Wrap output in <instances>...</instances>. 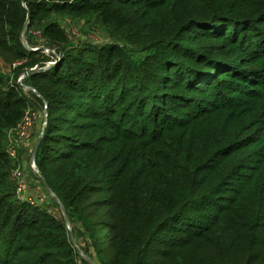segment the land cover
Here are the masks:
<instances>
[{"label":"trees","instance_id":"16d2710c","mask_svg":"<svg viewBox=\"0 0 264 264\" xmlns=\"http://www.w3.org/2000/svg\"><path fill=\"white\" fill-rule=\"evenodd\" d=\"M54 16L94 17L122 45L90 59L63 54L68 36ZM258 24L264 0H0V57L42 70L46 59L22 42L24 29L30 47L38 32L60 61L27 83L52 114L76 109L70 104L79 92H97L91 120L116 134L102 140L94 163L83 158L46 177L68 215L96 218L86 227L99 264H264V90L251 94L240 80L237 92L250 98L243 113L205 110L206 101L195 98L219 94L242 73L237 65L264 60ZM230 42L251 57L232 59ZM27 109L18 87L0 75V264H48L43 244L54 238L67 247L63 224L20 204L10 185L3 138ZM186 110L194 112L173 118ZM99 171L110 176L108 199L85 205Z\"/></svg>","mask_w":264,"mask_h":264},{"label":"rangeland","instance_id":"374dc122","mask_svg":"<svg viewBox=\"0 0 264 264\" xmlns=\"http://www.w3.org/2000/svg\"><path fill=\"white\" fill-rule=\"evenodd\" d=\"M68 36V44L65 46L63 54L70 56L81 55L84 59H90L94 51L103 48L106 45L121 44L122 42L108 33L101 27L94 17L84 19H75L65 16H54ZM257 24V23H255ZM255 26V25H254ZM261 31L259 38L264 36V24L257 26ZM32 45L27 44L26 34L22 42L27 49L39 52L46 61L43 63L42 70L24 69L21 61L10 62L4 56L0 57V75L8 78L10 85H16L20 95L25 97L28 102V109L25 114L31 118V127L25 137L19 136L17 128L6 131L3 138V147L10 161L9 181L12 189L15 191L16 200L20 204H25L32 209L37 210L41 215L51 218L55 223H62L66 230V248H58V240L54 238L52 242L47 240L43 245L48 247L45 250L50 258L48 264H99V257L93 250L92 236L88 231L87 220L96 219L94 216L86 218L80 210L68 215L58 199L55 191H52L46 181V177L55 169L58 171L62 165L67 167L78 164L83 158L90 159L92 163L98 159V151L104 146L103 139L114 137L116 134L108 130L104 121L91 120V109L96 107V103L91 99V95L97 93L90 90L89 94L79 92L75 98L76 102L70 106L76 108L60 114H52L51 106L44 101L40 95L27 82L31 74L36 72H46L53 69L60 61V53H55V49L50 48L48 44L40 37L38 32L31 34L29 38ZM218 43L221 41L217 40ZM205 45H211L213 40H203ZM237 46V45H236ZM231 42L226 46L228 55L232 59L236 57H251L249 53L241 54L246 51L243 47H236ZM127 54V53H126ZM135 57V55H126ZM226 57V56H224ZM237 70L242 73L239 77L231 76L226 79L223 89L213 93L195 94L199 101H206L202 107L211 109L213 107L224 106L228 109L226 114L241 113L248 109V99L241 92H237L244 84L240 80L243 78L248 81L250 93H262L264 90V60L248 64L247 66L237 65ZM32 71L29 75L26 72ZM215 75V74H214ZM225 78V77H221ZM250 80V81H249ZM195 100V101H197ZM196 106L195 104L193 105ZM236 106V107H234ZM201 107V108H202ZM200 108V109H201ZM78 110V112H77ZM196 111V110H195ZM235 111V112H234ZM194 111L186 110L173 118H186ZM186 114V115H183ZM59 119V128L57 132L48 133L50 124ZM117 121L116 119H114ZM113 124H116L115 122ZM260 140L258 145L264 144V124L261 126ZM51 137V138H49ZM45 139H52L48 142L53 152L46 153L43 147ZM85 145V146H84ZM257 146H251L247 152L255 149ZM246 152V153H247ZM79 156L78 159L74 157ZM96 182L89 192V197L85 205L95 206L108 199L110 190V176L104 171L96 173ZM84 213L89 209L85 208ZM98 211L106 213V208H100ZM93 212V211H92ZM72 253V254H70ZM21 257L30 259L26 253L20 252ZM11 261H9L10 263Z\"/></svg>","mask_w":264,"mask_h":264},{"label":"built area","instance_id":"2783aa9c","mask_svg":"<svg viewBox=\"0 0 264 264\" xmlns=\"http://www.w3.org/2000/svg\"><path fill=\"white\" fill-rule=\"evenodd\" d=\"M30 127H31V118L28 117V115L24 113L22 120L16 126L19 136L21 138L25 137Z\"/></svg>","mask_w":264,"mask_h":264},{"label":"water","instance_id":"95a60500","mask_svg":"<svg viewBox=\"0 0 264 264\" xmlns=\"http://www.w3.org/2000/svg\"><path fill=\"white\" fill-rule=\"evenodd\" d=\"M25 33H26V29H24L23 32H22V38L24 37ZM31 72H32V71H28V72H26V75H29Z\"/></svg>","mask_w":264,"mask_h":264}]
</instances>
